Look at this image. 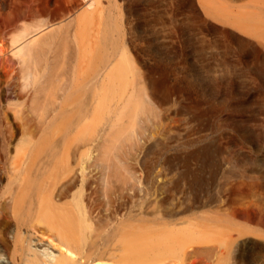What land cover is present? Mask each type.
Masks as SVG:
<instances>
[{
	"label": "rangeland",
	"instance_id": "obj_1",
	"mask_svg": "<svg viewBox=\"0 0 264 264\" xmlns=\"http://www.w3.org/2000/svg\"><path fill=\"white\" fill-rule=\"evenodd\" d=\"M84 14L87 32L126 48L134 66L116 75L129 82L101 90L97 118L50 142L43 124L22 134L28 118L47 123L57 110L31 111L39 79L0 74V144L13 121L27 139L19 153L78 145L58 176L89 182L81 192L98 197L103 218H130L133 237L142 215L148 264H204L209 249L223 264H264V0H0L1 51L12 56L26 28ZM48 242L36 248L58 254Z\"/></svg>",
	"mask_w": 264,
	"mask_h": 264
},
{
	"label": "bare ground",
	"instance_id": "obj_2",
	"mask_svg": "<svg viewBox=\"0 0 264 264\" xmlns=\"http://www.w3.org/2000/svg\"><path fill=\"white\" fill-rule=\"evenodd\" d=\"M84 16L83 20L74 21L68 15L60 22L44 27L39 25L41 29L35 30L37 25L33 26L32 31L21 24L19 29L25 27L27 33L19 31V36L22 35L20 39L18 35L11 34L10 39L17 37L18 41L14 40L13 46V42L9 41L12 43L10 52L15 53L12 56L7 55V51L3 54L4 49L0 45L3 50L0 48L3 54H0V74L7 75L14 71L21 81L32 79L36 83L39 79L42 87L31 98V111L37 114L57 108L53 113L54 118L51 117L52 120L47 123L39 117L37 121L26 120L22 134L27 139L32 132L40 131L42 124L49 130L46 132L42 128L46 136L44 140L52 142L57 134L63 135L72 125L77 130L83 119L95 120L101 110L98 109L100 91H107L116 82H129L127 76L116 75L117 69L127 70L134 66L126 48L123 46L112 50L116 48L115 43L103 42L87 32L89 19ZM90 40L98 43L96 49L82 48ZM102 44L104 48L110 46L105 50L99 49ZM83 95H86L84 99ZM46 99L52 109L45 105ZM11 109L6 107L4 113L12 114ZM6 127L3 144H0V185L2 180L7 179L5 189L0 192V252L7 255L11 264H148L151 257L146 259L148 250L140 234L144 220L142 215L136 220L139 222L136 225L138 236L133 237L130 218H103L98 197L81 192L89 182L79 184L76 179L65 180L58 176L61 169L69 170L70 157L78 152V145L69 148L64 143L60 148L56 141L57 144L48 147L32 146L19 153L20 144L27 139L21 138L19 141V129L13 121ZM81 152L80 155L84 154V151ZM30 232H40L43 238H36L35 241ZM45 238L59 249L58 254H51L47 247L44 250L36 248L43 244ZM161 241L164 239L157 242V253L150 252L153 258L161 255L158 253ZM157 243L153 245L154 248ZM206 254L204 264H223L211 249ZM194 262L200 261L195 259Z\"/></svg>",
	"mask_w": 264,
	"mask_h": 264
}]
</instances>
